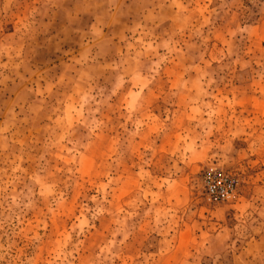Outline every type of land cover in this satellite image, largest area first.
I'll return each mask as SVG.
<instances>
[{
	"label": "rangeland",
	"instance_id": "1",
	"mask_svg": "<svg viewBox=\"0 0 264 264\" xmlns=\"http://www.w3.org/2000/svg\"><path fill=\"white\" fill-rule=\"evenodd\" d=\"M0 264H264V0H0Z\"/></svg>",
	"mask_w": 264,
	"mask_h": 264
},
{
	"label": "built area",
	"instance_id": "2",
	"mask_svg": "<svg viewBox=\"0 0 264 264\" xmlns=\"http://www.w3.org/2000/svg\"><path fill=\"white\" fill-rule=\"evenodd\" d=\"M249 2H259L260 0H247ZM204 188L211 201L224 202L233 195L235 182L220 176H207L204 179Z\"/></svg>",
	"mask_w": 264,
	"mask_h": 264
}]
</instances>
